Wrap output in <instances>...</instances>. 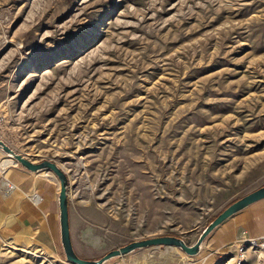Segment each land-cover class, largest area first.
I'll list each match as a JSON object with an SVG mask.
<instances>
[{
    "label": "rangeland",
    "instance_id": "374dc122",
    "mask_svg": "<svg viewBox=\"0 0 264 264\" xmlns=\"http://www.w3.org/2000/svg\"><path fill=\"white\" fill-rule=\"evenodd\" d=\"M0 140L67 174L80 258L162 236L194 245L264 186V0H0ZM9 160L0 150V188L21 166ZM0 264L73 263L4 239Z\"/></svg>",
    "mask_w": 264,
    "mask_h": 264
},
{
    "label": "crops",
    "instance_id": "0c3cea01",
    "mask_svg": "<svg viewBox=\"0 0 264 264\" xmlns=\"http://www.w3.org/2000/svg\"><path fill=\"white\" fill-rule=\"evenodd\" d=\"M47 173H33L22 166L9 170L8 179L2 182L0 188L3 192L0 195V244L4 239L29 240L47 253L62 258L65 253L58 201L60 188ZM7 182L13 184L14 189L10 190ZM35 196L39 198L38 203L35 202ZM243 232L250 238L264 239V200L234 215L215 229L195 258L201 261L210 259L211 264L222 263L235 255ZM70 233L72 237L71 222ZM251 253L254 252H248L247 261ZM187 259L188 256L184 260Z\"/></svg>",
    "mask_w": 264,
    "mask_h": 264
},
{
    "label": "water",
    "instance_id": "95a60500",
    "mask_svg": "<svg viewBox=\"0 0 264 264\" xmlns=\"http://www.w3.org/2000/svg\"><path fill=\"white\" fill-rule=\"evenodd\" d=\"M0 150L4 152L12 161L14 165H21L26 170L38 173V172H52L58 179L60 184L59 192V209H60V226H61V240L64 249L66 259L73 264H106L108 261L126 257L131 253L148 249L153 247H169L177 248L181 250L188 257H196L200 254L202 245L208 236L219 226H221L228 219L234 215L244 211L248 207L264 200V186L256 191L246 195L240 200L234 202L228 208H226L220 215H218L201 233L194 245H188L184 239L174 236H162L156 238H148L140 241L132 242L124 247L116 250H112L96 261L84 260L80 258L73 246L72 237L70 233V215H69V178L62 168L56 163L51 161H43L41 163H35L23 155L17 154L12 148H10L4 141L0 140Z\"/></svg>",
    "mask_w": 264,
    "mask_h": 264
},
{
    "label": "built area",
    "instance_id": "2783aa9c",
    "mask_svg": "<svg viewBox=\"0 0 264 264\" xmlns=\"http://www.w3.org/2000/svg\"><path fill=\"white\" fill-rule=\"evenodd\" d=\"M9 189L12 190L14 189V185L10 184L8 185ZM35 202H39V198L37 196L34 197ZM254 252V253H259L264 257V239L258 240L255 238H250L247 236L246 232L242 233V237L238 241L237 245V251L235 255L232 257V259L225 261L220 264H244L247 261V255L248 252ZM181 264H197L193 260H189L186 262H183Z\"/></svg>",
    "mask_w": 264,
    "mask_h": 264
},
{
    "label": "bare ground",
    "instance_id": "6f19581e",
    "mask_svg": "<svg viewBox=\"0 0 264 264\" xmlns=\"http://www.w3.org/2000/svg\"><path fill=\"white\" fill-rule=\"evenodd\" d=\"M9 161H11V165H13L14 161H12V160H9ZM9 164H10V163H6L5 165L3 164V166H2L3 171L6 170V169L8 168Z\"/></svg>",
    "mask_w": 264,
    "mask_h": 264
}]
</instances>
